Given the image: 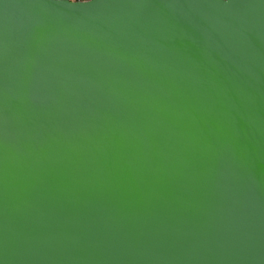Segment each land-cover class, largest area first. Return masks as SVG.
<instances>
[{
  "label": "water",
  "instance_id": "water-1",
  "mask_svg": "<svg viewBox=\"0 0 264 264\" xmlns=\"http://www.w3.org/2000/svg\"><path fill=\"white\" fill-rule=\"evenodd\" d=\"M0 264H264V0H0Z\"/></svg>",
  "mask_w": 264,
  "mask_h": 264
},
{
  "label": "built area",
  "instance_id": "built-area-1",
  "mask_svg": "<svg viewBox=\"0 0 264 264\" xmlns=\"http://www.w3.org/2000/svg\"><path fill=\"white\" fill-rule=\"evenodd\" d=\"M69 1H72V2H87V1H90V0H69Z\"/></svg>",
  "mask_w": 264,
  "mask_h": 264
}]
</instances>
